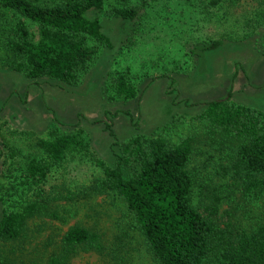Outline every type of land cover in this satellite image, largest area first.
I'll return each mask as SVG.
<instances>
[{
  "label": "rangeland",
  "instance_id": "1",
  "mask_svg": "<svg viewBox=\"0 0 264 264\" xmlns=\"http://www.w3.org/2000/svg\"><path fill=\"white\" fill-rule=\"evenodd\" d=\"M111 5H134L139 15L121 19L110 14ZM91 15L111 45L98 46L88 72L69 85L4 63L14 14L0 4V218L39 190L60 215L35 216L21 238L0 241V257L14 264H48L74 224L97 230L105 249L78 251L68 264H158L123 200L94 188L102 165L113 166L120 142L135 133L173 142L204 135L197 115L229 91L234 101L264 111V0H107ZM126 70L137 89L130 99L113 85L115 73ZM78 129L89 149L53 164L41 185L31 183L24 170L32 157H44L38 140ZM189 168L193 204L222 226L250 228L264 216V198L242 189L215 146L197 142Z\"/></svg>",
  "mask_w": 264,
  "mask_h": 264
},
{
  "label": "trees",
  "instance_id": "2",
  "mask_svg": "<svg viewBox=\"0 0 264 264\" xmlns=\"http://www.w3.org/2000/svg\"><path fill=\"white\" fill-rule=\"evenodd\" d=\"M107 0H0L14 14L6 31L4 63L31 78L49 77L69 85L79 83L97 59L99 47L111 45L98 17ZM110 14L134 20V5H111ZM215 41L211 46H218ZM209 46V47H211ZM116 93L130 99L137 89L126 70L113 76ZM197 118L204 135L189 134L173 142L165 135L140 133L120 142L113 166L103 164L98 192L112 191L123 200L158 264H264V216L250 228L222 226L192 202L196 182L189 168L194 145L205 141L231 162L241 187L253 198H264V111L236 102L229 91L209 101ZM82 130L56 133L37 142L44 157L28 160L24 175L41 185L51 166L69 154L89 149ZM50 197L39 190L21 209L5 208L0 218V241H16L35 216L60 218ZM101 234L81 224L64 233L58 252L48 264H68L78 251L103 253ZM4 264H14L8 257Z\"/></svg>",
  "mask_w": 264,
  "mask_h": 264
}]
</instances>
